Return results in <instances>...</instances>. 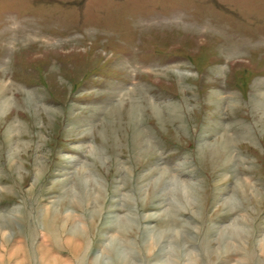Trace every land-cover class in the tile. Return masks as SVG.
Segmentation results:
<instances>
[{"label": "rangeland", "instance_id": "374dc122", "mask_svg": "<svg viewBox=\"0 0 264 264\" xmlns=\"http://www.w3.org/2000/svg\"><path fill=\"white\" fill-rule=\"evenodd\" d=\"M0 229V264H264V0H0Z\"/></svg>", "mask_w": 264, "mask_h": 264}, {"label": "bare ground", "instance_id": "6f19581e", "mask_svg": "<svg viewBox=\"0 0 264 264\" xmlns=\"http://www.w3.org/2000/svg\"><path fill=\"white\" fill-rule=\"evenodd\" d=\"M46 223V222H45ZM44 223V224H45ZM56 227V226H55ZM4 229V228H3ZM1 230V229H0ZM42 231V230H41ZM49 231H51L50 230V227H49ZM48 231V232H49ZM2 232H3V230H2ZM1 232V233H2ZM4 233V232H3ZM50 235V234H49ZM43 237V236H42ZM41 237V238H42ZM58 237V236H57ZM68 238V237H67ZM49 239V238H48ZM48 239H46V240H48ZM69 239H70V236H69V238H68V241H69ZM107 239V238H106ZM66 240V239H65ZM72 241V240H71ZM73 241H74V239H73ZM40 242H42L40 245H39V243H38V245H39V250H40V252H41V257H45V259H49L50 257H52V253L48 250V247H47V244L44 242V241H42V240H40ZM64 242H67V241H64ZM70 242V241H69ZM68 242V243H69ZM68 243H67V245H68ZM75 243V242H74ZM74 245H77V244H74ZM13 246V245H12ZM20 246V245H19ZM18 247V246H17ZM12 248V247H11ZM80 248V247H79ZM14 250V249H13ZM55 253V252H54ZM40 255V254H39ZM1 257V256H0ZM59 258H60V255H59ZM65 258V257H64ZM62 258H60V259H58L59 260V262L62 264V262L60 261ZM0 260H1V258H0ZM42 260V259H41ZM56 260H57V258H56ZM67 260H69V259H67ZM47 261V260H46ZM63 261V260H62ZM66 261V260H65ZM95 262V261H94ZM69 263V261L67 262V264ZM91 263V262H90ZM3 264H4V261H3ZM45 264V263H44ZM92 264H93V262H92Z\"/></svg>", "mask_w": 264, "mask_h": 264}]
</instances>
